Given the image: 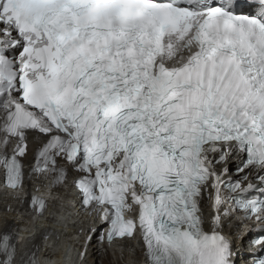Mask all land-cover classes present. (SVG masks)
<instances>
[{
  "label": "snow or ice",
  "instance_id": "1",
  "mask_svg": "<svg viewBox=\"0 0 264 264\" xmlns=\"http://www.w3.org/2000/svg\"><path fill=\"white\" fill-rule=\"evenodd\" d=\"M248 4L0 0L5 187L24 192L38 174L56 188L74 169L81 207L99 220L82 258L99 231L109 245L139 235L146 264H235L220 229L222 215L240 212L260 222L251 255L264 264V0ZM30 206L34 224L50 212L43 196ZM38 253L18 257L14 237L0 233V264H42Z\"/></svg>",
  "mask_w": 264,
  "mask_h": 264
},
{
  "label": "bare ground",
  "instance_id": "2",
  "mask_svg": "<svg viewBox=\"0 0 264 264\" xmlns=\"http://www.w3.org/2000/svg\"><path fill=\"white\" fill-rule=\"evenodd\" d=\"M5 204V206H7V209L9 211H12L13 210V206H15V203L12 204H7L5 200H3L2 198H0V206ZM17 206V205H16ZM15 206V207H16ZM4 216L5 217H2L0 219V222L2 224H0V233H7V234H10L11 236H13V232H12V228L14 226V222H13V214H11L10 212H7V213H4ZM48 222V220L44 219V218H41L38 222H36L35 224H31V228L35 227V228H38V227H43L44 225H46ZM14 237V236H13ZM14 243H15V240H14ZM68 244L69 246L71 245V243H66L64 241H62L61 243V246L59 247V259L58 261H60V264H62V262H64L65 258H67V256L69 255V248L68 247ZM38 247V248H41L40 247V242L38 240H32L30 245H29V249H33L35 250V248ZM242 248L244 249V246H242ZM22 253L21 250H18L17 249V254H18V257H19V254ZM245 254H243L244 256L243 257H246L247 256V253L244 252ZM108 254V253H106ZM109 255V254H108ZM103 256L104 255H100L98 254V250L96 249V246L93 244L92 245V249H91V253L89 256H86V258L83 260V264H98V261L103 259ZM120 258V254H117V257L116 259H119ZM129 262L132 263V264H136V259H138V256H128L127 257ZM0 259H2V257H0ZM104 263L103 264H109V262H107L105 259H103ZM47 264H52L51 262L47 263ZM59 264V263H57Z\"/></svg>",
  "mask_w": 264,
  "mask_h": 264
},
{
  "label": "rangeland",
  "instance_id": "3",
  "mask_svg": "<svg viewBox=\"0 0 264 264\" xmlns=\"http://www.w3.org/2000/svg\"><path fill=\"white\" fill-rule=\"evenodd\" d=\"M65 239H66L65 237H62L61 238V240L63 241V243H64V241L66 243H69ZM67 248H69V253H68L69 255L67 256V258L70 259L69 261L71 262L73 260V258H74V249L72 248L71 245L69 246V244H68V247ZM103 259H105L107 262H109V264H122V262H123V259H115L114 257H112L111 255H108V254H105L103 256ZM103 259L99 260L98 261V264H103L104 263L103 262L104 261Z\"/></svg>",
  "mask_w": 264,
  "mask_h": 264
}]
</instances>
